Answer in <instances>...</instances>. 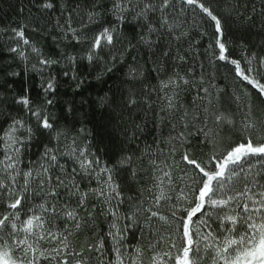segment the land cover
Masks as SVG:
<instances>
[{"label":"snow or ice","instance_id":"1","mask_svg":"<svg viewBox=\"0 0 264 264\" xmlns=\"http://www.w3.org/2000/svg\"><path fill=\"white\" fill-rule=\"evenodd\" d=\"M13 15L0 264H264V0Z\"/></svg>","mask_w":264,"mask_h":264},{"label":"trees","instance_id":"2","mask_svg":"<svg viewBox=\"0 0 264 264\" xmlns=\"http://www.w3.org/2000/svg\"><path fill=\"white\" fill-rule=\"evenodd\" d=\"M19 2L20 0H0V27L8 25L10 21H16L17 18L13 15V8L18 6Z\"/></svg>","mask_w":264,"mask_h":264}]
</instances>
